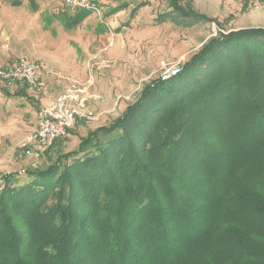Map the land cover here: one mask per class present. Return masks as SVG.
I'll list each match as a JSON object with an SVG mask.
<instances>
[{"label":"trees","instance_id":"trees-1","mask_svg":"<svg viewBox=\"0 0 264 264\" xmlns=\"http://www.w3.org/2000/svg\"><path fill=\"white\" fill-rule=\"evenodd\" d=\"M26 172L0 185V264H264V29L221 32Z\"/></svg>","mask_w":264,"mask_h":264},{"label":"rangeland","instance_id":"rangeland-1","mask_svg":"<svg viewBox=\"0 0 264 264\" xmlns=\"http://www.w3.org/2000/svg\"><path fill=\"white\" fill-rule=\"evenodd\" d=\"M44 1L0 0V20L6 24L5 32H11L13 14L29 19ZM92 1L98 10L88 11L90 15L82 20L76 19L85 10L72 11L65 5L62 13L58 14V27L56 22L31 35L41 44L46 58L53 61L57 57L58 63L52 67L55 76L68 83L67 88L72 83H84L89 77L93 78L91 94L98 97L92 104L96 119L79 121L65 139L32 145L27 144L26 138L37 128L38 116L35 122H31L29 117L28 121L23 120L17 114H14L16 117H2L0 185H3L4 175L24 177L23 172L27 171V174L29 170L46 169L54 165L63 153L77 150L91 133L111 125L123 115L148 85L178 70L221 32L264 29V2L261 0ZM174 1L179 2L181 11L192 12L207 20L188 18L173 9L170 2ZM45 13L42 15L46 20ZM11 33L14 38L6 41L0 25V51L5 54L14 51L16 36L21 32ZM57 42L60 45L64 43V47L59 49V54L51 49L49 55L50 48L57 47ZM74 52L79 54V63ZM5 61L1 55L0 69L8 68ZM39 80L33 85L34 90L27 93L26 101L40 113L44 95L39 91ZM1 82L8 86L16 84L5 80ZM215 83L211 81L209 85ZM13 101L16 105L22 104V101ZM60 188H63V183L58 186ZM94 208L92 202L79 201L76 204L77 216L80 220L85 217L89 222L87 217L94 212Z\"/></svg>","mask_w":264,"mask_h":264},{"label":"crops","instance_id":"crops-1","mask_svg":"<svg viewBox=\"0 0 264 264\" xmlns=\"http://www.w3.org/2000/svg\"><path fill=\"white\" fill-rule=\"evenodd\" d=\"M38 10L36 13L32 14V16L25 17V19L20 18L19 16L13 14L12 19V27L10 29L11 32H21L20 35L16 36L15 49L13 52L4 53L0 51V61L1 55L5 58L6 67H11L17 59H29L35 63H37L42 72L40 78L39 91L43 93L44 99L40 102V112L50 106V104L62 93L66 90L68 83L65 81L59 80L55 76V71L52 66H56L58 62L54 58L53 61L49 58H46L44 52L42 51L41 44L35 41V36L33 37L31 34L36 30H41L43 27H47L52 25L53 23H58L60 17L58 14L62 13V10L65 8L64 0H45L42 5L37 6ZM16 11V10H14ZM46 11L44 15H46V20L43 19V13ZM86 11V10H85ZM0 25L2 27V34L4 35V39L6 41L12 40L14 37L12 33L5 32L6 24L2 19L0 20ZM26 33H30L25 35ZM57 47L50 48L49 55H51L52 50H55L57 54L60 53L62 47H64V43L57 42ZM18 47V48H17ZM17 48V49H16ZM49 49V48H48ZM52 49V50H51ZM13 53V54H12ZM91 55V51L89 53ZM16 55V56H14ZM19 55V56H18ZM14 56V60L12 58ZM74 57L79 63V54L78 52H74ZM92 57V56H91ZM90 57V58H91ZM17 59V60H19ZM55 61V62H54ZM34 90L33 86L28 85L27 83H16L14 85H7L0 83V123L1 118L5 117V115H13L17 114L23 120L28 121V117L32 120L37 119L39 111L33 110L29 103L26 101L28 98L29 91ZM32 96V95H31ZM21 102L22 104L16 105L15 102ZM23 105V106H22Z\"/></svg>","mask_w":264,"mask_h":264},{"label":"built area","instance_id":"built-area-1","mask_svg":"<svg viewBox=\"0 0 264 264\" xmlns=\"http://www.w3.org/2000/svg\"><path fill=\"white\" fill-rule=\"evenodd\" d=\"M64 4L72 11L98 10L92 0H64ZM40 76L39 65L26 58L19 59L11 68L0 69V80L9 83L23 82L33 86ZM93 82V78L89 77L84 83H72L50 106L41 111L37 128L26 138L27 144L41 145L65 139L79 121L95 120L92 104L98 97L91 94Z\"/></svg>","mask_w":264,"mask_h":264},{"label":"water","instance_id":"water-1","mask_svg":"<svg viewBox=\"0 0 264 264\" xmlns=\"http://www.w3.org/2000/svg\"><path fill=\"white\" fill-rule=\"evenodd\" d=\"M177 72V70L175 72H173L174 74Z\"/></svg>","mask_w":264,"mask_h":264}]
</instances>
